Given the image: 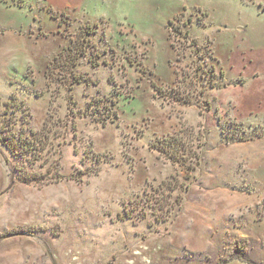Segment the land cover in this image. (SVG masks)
<instances>
[{
    "label": "rangeland",
    "instance_id": "obj_1",
    "mask_svg": "<svg viewBox=\"0 0 264 264\" xmlns=\"http://www.w3.org/2000/svg\"><path fill=\"white\" fill-rule=\"evenodd\" d=\"M0 103V264H264V0H0Z\"/></svg>",
    "mask_w": 264,
    "mask_h": 264
},
{
    "label": "trees",
    "instance_id": "obj_2",
    "mask_svg": "<svg viewBox=\"0 0 264 264\" xmlns=\"http://www.w3.org/2000/svg\"><path fill=\"white\" fill-rule=\"evenodd\" d=\"M155 91L157 92L156 87H155ZM4 104L5 103H0V106L1 107L3 106V108H4L3 109L4 111L0 112V145L2 147H4L10 154H14V153H16V148H18V150L24 148L23 146H24V143L25 142L21 139V135H19L17 138L16 137H13V138H10L9 137L8 133H9L10 130L8 129V127H6V121L4 119V117L6 115V110H8V106H7V103H6V105H4ZM17 110H19V109L17 108L16 111ZM1 117H3V118L1 119ZM262 135H263L262 133H257L254 136H250V137L251 138H253V137H260ZM223 140H225L226 142H230V139H228L227 137H223ZM21 141H23V143H21ZM171 146L172 147H175L174 144H172ZM152 147L155 150L158 151L159 155L167 156V154H170L168 152H165V149H164L163 144L162 145L161 144L160 145H152ZM172 147H170V148H172ZM174 157H175V159H174ZM193 158L195 159V161H194L195 164L192 167H190V170L191 171H193L194 169L196 170V168L200 164V158L197 155H196V157L194 156ZM173 159H174L173 162L177 163L178 166L181 168V170H183L184 164L182 163V159L179 158V157L174 156L171 153L170 154V160H173ZM172 179H173V177H172ZM21 180L23 182H32V181H35L36 179L29 176V177H22ZM175 203L178 205L179 209H181V207H182L181 206V198H177L176 201H175ZM240 258H242V257H240ZM241 260H243V259H241ZM245 262L248 263V264H253L249 260H246Z\"/></svg>",
    "mask_w": 264,
    "mask_h": 264
},
{
    "label": "crops",
    "instance_id": "obj_3",
    "mask_svg": "<svg viewBox=\"0 0 264 264\" xmlns=\"http://www.w3.org/2000/svg\"><path fill=\"white\" fill-rule=\"evenodd\" d=\"M228 87H230V85L227 86V87H225L224 89H226V88H228ZM246 97H247V94H246V95L243 94V95H241V96H239V97H236V98H235V102H239V104H240L241 102L244 103V102H246Z\"/></svg>",
    "mask_w": 264,
    "mask_h": 264
}]
</instances>
